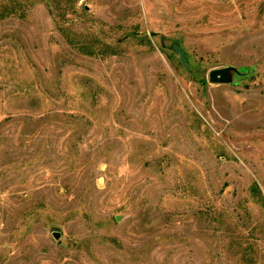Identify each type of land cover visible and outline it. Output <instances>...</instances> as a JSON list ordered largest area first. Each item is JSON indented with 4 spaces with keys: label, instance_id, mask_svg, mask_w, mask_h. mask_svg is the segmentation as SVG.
<instances>
[{
    "label": "rangeland",
    "instance_id": "rangeland-1",
    "mask_svg": "<svg viewBox=\"0 0 264 264\" xmlns=\"http://www.w3.org/2000/svg\"><path fill=\"white\" fill-rule=\"evenodd\" d=\"M0 264H264V0H0Z\"/></svg>",
    "mask_w": 264,
    "mask_h": 264
},
{
    "label": "water",
    "instance_id": "water-1",
    "mask_svg": "<svg viewBox=\"0 0 264 264\" xmlns=\"http://www.w3.org/2000/svg\"><path fill=\"white\" fill-rule=\"evenodd\" d=\"M174 51L179 55V60H180L181 64L187 70H189L191 77H193L192 70L189 67V65L187 64L184 52L182 51L180 46L175 45ZM233 74H236V75L239 74L238 69L235 67H225V68H221V69H215L209 73V82H210V84H213V85H226V84H229L231 82ZM117 220L119 221V218ZM53 236L56 240L60 239V235L58 233H54Z\"/></svg>",
    "mask_w": 264,
    "mask_h": 264
}]
</instances>
